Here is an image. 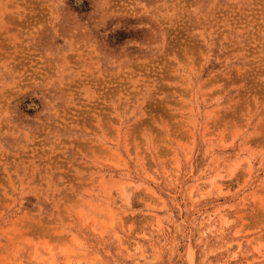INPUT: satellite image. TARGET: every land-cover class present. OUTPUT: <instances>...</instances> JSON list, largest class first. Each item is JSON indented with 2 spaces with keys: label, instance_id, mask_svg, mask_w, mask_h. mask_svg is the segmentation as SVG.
Segmentation results:
<instances>
[{
  "label": "rangeland",
  "instance_id": "rangeland-1",
  "mask_svg": "<svg viewBox=\"0 0 264 264\" xmlns=\"http://www.w3.org/2000/svg\"><path fill=\"white\" fill-rule=\"evenodd\" d=\"M0 264H264V0H0Z\"/></svg>",
  "mask_w": 264,
  "mask_h": 264
}]
</instances>
